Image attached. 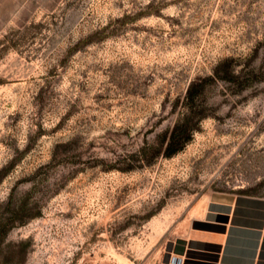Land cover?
<instances>
[{"label": "rangeland", "instance_id": "374dc122", "mask_svg": "<svg viewBox=\"0 0 264 264\" xmlns=\"http://www.w3.org/2000/svg\"><path fill=\"white\" fill-rule=\"evenodd\" d=\"M261 196L264 0H0V264H179Z\"/></svg>", "mask_w": 264, "mask_h": 264}, {"label": "crops", "instance_id": "0c3cea01", "mask_svg": "<svg viewBox=\"0 0 264 264\" xmlns=\"http://www.w3.org/2000/svg\"><path fill=\"white\" fill-rule=\"evenodd\" d=\"M213 205L220 237L176 255L178 263L264 264V196L238 197Z\"/></svg>", "mask_w": 264, "mask_h": 264}, {"label": "trees", "instance_id": "16d2710c", "mask_svg": "<svg viewBox=\"0 0 264 264\" xmlns=\"http://www.w3.org/2000/svg\"><path fill=\"white\" fill-rule=\"evenodd\" d=\"M181 138L182 137H180V136H177L176 137V134L175 135H173L172 137H171V140L173 139V142L174 141H179V140H181ZM171 152H175V149H173L171 146L168 148V153H171Z\"/></svg>", "mask_w": 264, "mask_h": 264}, {"label": "built area", "instance_id": "2783aa9c", "mask_svg": "<svg viewBox=\"0 0 264 264\" xmlns=\"http://www.w3.org/2000/svg\"><path fill=\"white\" fill-rule=\"evenodd\" d=\"M171 264H173V263H171Z\"/></svg>", "mask_w": 264, "mask_h": 264}, {"label": "water", "instance_id": "95a60500", "mask_svg": "<svg viewBox=\"0 0 264 264\" xmlns=\"http://www.w3.org/2000/svg\"><path fill=\"white\" fill-rule=\"evenodd\" d=\"M166 264V263H165Z\"/></svg>", "mask_w": 264, "mask_h": 264}]
</instances>
